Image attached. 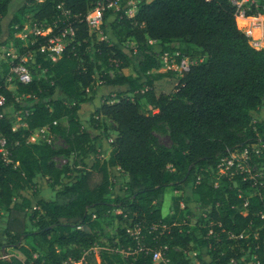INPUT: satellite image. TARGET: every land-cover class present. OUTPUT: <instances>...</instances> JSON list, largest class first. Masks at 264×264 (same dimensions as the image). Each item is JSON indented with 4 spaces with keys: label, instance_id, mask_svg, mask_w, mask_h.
<instances>
[{
    "label": "trees",
    "instance_id": "1",
    "mask_svg": "<svg viewBox=\"0 0 264 264\" xmlns=\"http://www.w3.org/2000/svg\"><path fill=\"white\" fill-rule=\"evenodd\" d=\"M93 1L31 0L11 17L12 33L28 11L31 21L53 26L62 4L73 16L74 32L57 61L36 53L30 82H8L13 91L6 76L0 77L6 99L0 107V137L7 150L6 157L0 154V207L7 212L0 252L17 251L9 258L0 254V264H153L154 250L166 259L159 264H190L191 244L212 255L203 264H264V175L236 172L225 163L233 150H247L248 170L264 166V120L251 117L264 101V47L252 45L238 28L230 0H137L132 17L124 14L126 6L105 11L101 39L84 21ZM10 3L0 0V29ZM253 14L254 9L246 13ZM64 26L58 22L52 33ZM128 39L135 50L126 45ZM149 39L159 42L162 52L178 50L173 43L198 48L203 60L181 75L154 71L161 62ZM15 42L19 52L27 49L20 39ZM129 67L134 74L122 72ZM142 99L154 112L140 111ZM86 101L94 107L82 120L79 111ZM7 108L25 112L24 126L12 127ZM105 119L116 136L107 158L100 159V138L92 132ZM163 125L170 146L154 134ZM43 128L66 146L28 141ZM61 155L72 157L71 165L58 166L54 158ZM72 167L78 168L75 177ZM113 167L128 180L120 194L109 196ZM220 167L226 170L215 174ZM36 176L45 178L55 194L32 206ZM186 185L209 209L208 218L200 219L203 225L191 224L179 201L167 215L155 202L166 188ZM29 190L31 195L24 193ZM114 210L119 211L116 232L95 249L101 220ZM27 222L34 229H27ZM135 227L139 240L126 232ZM241 233L248 237L239 238ZM197 258L202 261L199 253Z\"/></svg>",
    "mask_w": 264,
    "mask_h": 264
},
{
    "label": "rangeland",
    "instance_id": "2",
    "mask_svg": "<svg viewBox=\"0 0 264 264\" xmlns=\"http://www.w3.org/2000/svg\"><path fill=\"white\" fill-rule=\"evenodd\" d=\"M30 1L31 0H11V3L9 5L8 13L4 17L2 23H1V29H0V77L6 76L8 69H5V57L4 55V50H3V45L6 47L7 45H15L17 47V44L15 42L16 37L12 33V28H10L9 23L11 20V17L14 13H17V10L20 6L25 4L26 6H30ZM251 9H254L255 11V17L259 18V21L264 22V0H253ZM32 11L26 12L24 15L21 16V23L22 27L25 29L30 23V15ZM251 17V16H249ZM241 19L240 15L236 17V24L238 28L242 29L243 32L249 31L252 33L253 36H256L258 33L257 29H254L252 27V23L255 22V19L253 17L251 19H245V20H239ZM248 18V17H246ZM17 25V24H16ZM15 25V26H16ZM14 26V27H15ZM95 33V32H94ZM96 34V33H95ZM98 39H101L103 35L96 34ZM174 46L178 47V51L180 49L184 50L187 52L188 56L191 57L192 59H195L198 61L200 58H203V52L199 50L198 48L195 47H185L183 44H175L173 43ZM126 45L131 48H136V44L133 41V39H128L126 41ZM154 54L155 56H158V54L161 52V46L159 42L155 41L152 44ZM157 71V70H154ZM164 71V70H160ZM124 74H134L133 70L131 67L125 68L122 70ZM6 84L8 83L7 81L5 82ZM13 84V82H11ZM9 84V83H8ZM12 90L14 91L13 87ZM140 111L145 114H150L154 112V109L145 101V100H140ZM69 104V103H68ZM93 102L86 101L82 103L81 109L79 111V117L84 120L88 117V114L90 111L93 110ZM6 112H8L11 116V124L13 128H18L24 126V115L25 112L22 111H15L12 108H7L5 109ZM251 117L253 121H263L264 120V101L262 105L260 106L259 110L257 111H252L251 112ZM93 135H98L100 139V159H106L110 150V142L111 140L116 136V131L114 130L113 123L105 119L103 123L100 124L99 129L96 131L92 132ZM155 136L157 137L159 143L165 145V146H170L171 141L169 138V133L168 129L165 125H163L161 128L157 129L154 132ZM30 142H40V141H48L50 145H52L54 148H61L65 147V143L63 140L58 137L57 135H53L49 133L48 130H39V131H34L33 134L29 138ZM237 158H240V156L236 155ZM92 158V157H91ZM55 163L58 166L62 165H71L72 163V157H65V156H57L54 158ZM80 167V166H79ZM73 171L70 173L71 177H75L78 175V168L72 167ZM254 169V170H253ZM226 168L223 167L222 169H218L215 174H222V171H225ZM248 173L250 176H258L261 177L264 175V166L256 167V168H250L248 170ZM110 181H111V188H110V194L109 196H115L118 195L122 192L124 188V184L128 180V176L125 172H123L120 168L118 167H113L110 169ZM70 177V178H71ZM36 181V194L31 196L32 200V206L35 205L36 201L38 199H44V200H51L54 199V194L55 190L50 187V183L45 179L41 178L40 176H36L35 179ZM64 183H68L70 179L68 178H63L62 180ZM214 185L218 184L217 177L213 179ZM58 186H56L55 189H57ZM25 194L31 195L32 191H25ZM176 201H179V205L181 208L186 207L188 210V216H189V222L191 224H200L203 225V221L208 218V207H203L193 196L191 192V186L186 185L182 187L180 190H174L171 188H166L164 192L157 197L155 202L161 207V211L163 215H167L172 213L173 211V206ZM30 213V212H29ZM115 213H119L118 210L111 211L109 214H107L102 220L101 224L103 227V232L100 235V238L98 240L97 246H95V249L99 247L100 244H107L108 243V238L111 237L115 232L116 228L118 226V221L115 218ZM243 214H245V210L242 211ZM6 215L7 212L3 211L0 207V243L5 242V235H4V228L6 226ZM200 219H204L201 221ZM27 229H34L32 225L27 222L26 224ZM136 231H139V228L136 227ZM256 235V234H255ZM248 237V234L244 236V238ZM140 238V237H139ZM198 253L201 255L202 261L198 260L197 255ZM2 258H9L11 256L17 255V251L14 250L12 247H7L6 248V254L3 251L0 252ZM188 258L190 259V264H203V262H209L212 258V255L207 251V250H200L193 244L190 245L189 250L187 251ZM244 255L248 256L247 250L244 251ZM231 264H234V260H231ZM73 264H81V262H76Z\"/></svg>",
    "mask_w": 264,
    "mask_h": 264
},
{
    "label": "built area",
    "instance_id": "3",
    "mask_svg": "<svg viewBox=\"0 0 264 264\" xmlns=\"http://www.w3.org/2000/svg\"><path fill=\"white\" fill-rule=\"evenodd\" d=\"M230 2L235 5L237 16L240 15L243 19H251L252 17L255 19V22H253L251 26L258 30L257 35L253 36L249 31H245L244 33L249 37L252 45L258 48L264 47V22L259 21V18L254 16L255 14L250 15L251 17L246 15L248 11L252 10L251 6L253 0H230ZM122 6H126L124 14L128 17H132L137 10V0H94L92 6L87 9L84 16V21L88 29L96 34L102 35L101 26L103 24V15L105 11H117L122 8ZM56 8L58 10V15L53 21V26H56L58 22H65L63 29L59 30L57 33H52L53 26H44V23L41 24L36 21H30L26 29L24 27L17 29V25L14 27L16 29L13 33L14 36L20 39L22 41V46L27 49L21 53L15 45H7L6 47L3 45V57H5V63L8 65V72L5 79L7 82H11L13 80H17L18 82L24 84L30 82L33 74L29 66H32V64L35 63L36 53L42 54L46 59H49L52 62L57 61L61 57L64 47L73 37L74 31L70 21L73 16L68 9L63 7L62 4H58ZM40 39H42V41L38 42ZM37 42V46L31 49L28 48L31 45H35ZM153 42L155 41L150 39L148 40L150 45H152ZM132 49L135 50V48ZM156 57L161 62V66L156 69L157 71H171L176 75H181L182 73L188 71L192 65L203 60V58H200L196 61L187 55H182L178 50L161 51ZM35 66L39 67L37 64H35ZM161 69L164 71H160ZM43 72H45V70H42V73ZM7 87L11 88L12 85L8 84ZM5 100V96L0 94V107L5 104ZM15 100H18V98L16 97ZM41 130L48 129L43 128ZM252 148H257L256 144L252 145ZM257 149H255L256 153H258ZM262 150L264 152V144H262ZM0 154L3 157L7 156L5 140L2 137H0ZM236 155L240 156V158H237ZM229 156L230 158L225 161L226 167L234 165L236 172H241L245 169L248 171L246 168V161L248 160L247 150H233ZM220 169H222V167H220ZM246 205L247 201H245L243 206L245 207ZM261 218H264L263 213L261 214ZM126 232L136 240L141 238V235L139 234L140 231H136V227L128 228ZM244 236H246V234H239V238H243ZM152 261L153 264H159L165 263L166 259L163 258L162 253L159 250H154L152 251Z\"/></svg>",
    "mask_w": 264,
    "mask_h": 264
},
{
    "label": "crops",
    "instance_id": "4",
    "mask_svg": "<svg viewBox=\"0 0 264 264\" xmlns=\"http://www.w3.org/2000/svg\"><path fill=\"white\" fill-rule=\"evenodd\" d=\"M238 19H239V18H238ZM239 20H245V19L241 18V19H239Z\"/></svg>",
    "mask_w": 264,
    "mask_h": 264
}]
</instances>
